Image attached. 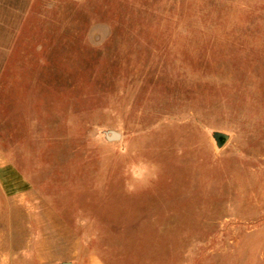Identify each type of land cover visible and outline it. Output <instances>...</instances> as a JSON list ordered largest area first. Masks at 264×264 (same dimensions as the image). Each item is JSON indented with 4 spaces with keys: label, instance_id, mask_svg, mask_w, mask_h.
<instances>
[{
    "label": "rangeland",
    "instance_id": "1",
    "mask_svg": "<svg viewBox=\"0 0 264 264\" xmlns=\"http://www.w3.org/2000/svg\"><path fill=\"white\" fill-rule=\"evenodd\" d=\"M90 257L264 264V0H0V264Z\"/></svg>",
    "mask_w": 264,
    "mask_h": 264
},
{
    "label": "water",
    "instance_id": "2",
    "mask_svg": "<svg viewBox=\"0 0 264 264\" xmlns=\"http://www.w3.org/2000/svg\"><path fill=\"white\" fill-rule=\"evenodd\" d=\"M114 136L117 137L118 134L114 133ZM213 136H214L218 146L224 145L225 142L229 138L228 134H226L225 132H222V131H215ZM57 264H71V261H63V262H60V263H57Z\"/></svg>",
    "mask_w": 264,
    "mask_h": 264
},
{
    "label": "crops",
    "instance_id": "3",
    "mask_svg": "<svg viewBox=\"0 0 264 264\" xmlns=\"http://www.w3.org/2000/svg\"><path fill=\"white\" fill-rule=\"evenodd\" d=\"M22 262L21 258H20V263ZM71 264H74L71 262ZM78 264H104L103 261H101L99 258L97 257H90L86 260V262L83 263H78Z\"/></svg>",
    "mask_w": 264,
    "mask_h": 264
}]
</instances>
